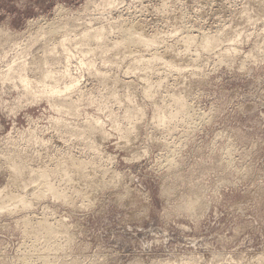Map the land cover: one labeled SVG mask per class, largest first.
I'll list each match as a JSON object with an SVG mask.
<instances>
[{
	"label": "clouds",
	"instance_id": "obj_1",
	"mask_svg": "<svg viewBox=\"0 0 264 264\" xmlns=\"http://www.w3.org/2000/svg\"><path fill=\"white\" fill-rule=\"evenodd\" d=\"M0 264H264V0H0Z\"/></svg>",
	"mask_w": 264,
	"mask_h": 264
}]
</instances>
